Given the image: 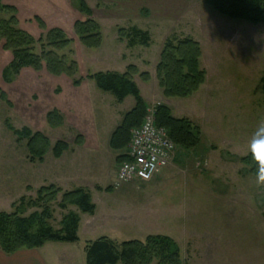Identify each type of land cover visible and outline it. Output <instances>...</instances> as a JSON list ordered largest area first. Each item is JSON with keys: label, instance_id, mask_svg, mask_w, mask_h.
Listing matches in <instances>:
<instances>
[{"label": "rangeland", "instance_id": "rangeland-1", "mask_svg": "<svg viewBox=\"0 0 264 264\" xmlns=\"http://www.w3.org/2000/svg\"><path fill=\"white\" fill-rule=\"evenodd\" d=\"M68 1L74 9L71 18L61 28L54 27L53 20L43 21L46 30L38 26L36 16L27 12L34 9L30 0L3 1L15 6L18 28L36 41L47 30H63L72 42L60 54L74 60L78 71L74 78L55 77L44 69L36 72L30 68L18 75H4L12 53L0 51V213L17 210L28 216L39 212L29 202L36 200L39 188L54 185L60 193L50 204L53 216L49 224L58 230L66 216H79L78 237L84 243L83 250L86 242L101 237L121 244L160 234L178 243L186 264H198V260L203 263L202 236L213 233L227 236L230 264H264V240L257 238L261 236L254 224L255 210L262 216L264 209V177L245 173L247 169L232 158L246 156L257 131L258 135L264 134V129H259L264 122V94L259 90L264 71V25L219 16L203 0H85L103 36L99 48H87L73 29L76 21L86 17L76 8L79 0ZM48 5L40 0L35 8L41 10ZM1 18L8 16L0 14ZM132 26L150 33L149 47L128 48L126 42L118 40L117 30ZM172 35L191 37L202 48L201 65L208 74V83L193 98H165L158 86L155 68L165 40ZM129 65L138 69L134 81L146 100L147 111L164 101L174 117L180 118L177 113L181 112L198 124L203 136L196 150L183 153L176 147L174 161L163 168L169 169L170 177L162 173L156 179L155 175L149 181H134L114 189L112 178L120 165L116 161L119 152L112 151L104 137L100 148L94 150L82 133L90 129L92 119L98 127L106 126V132H114L134 100L129 97L117 103L87 76L125 71ZM145 72L150 75L148 81L139 76ZM74 79H83L80 86L73 85ZM84 97L89 101L85 102ZM53 110L63 116L64 124L59 128L47 125L46 115ZM23 129L43 133L51 146L63 141L67 149L58 159L48 152L42 162L31 163L26 140L14 133ZM209 181L212 185L208 191L192 188L209 186ZM224 186L238 190L236 195L218 197L212 193ZM108 187L111 191L105 192ZM77 188L89 192L97 206L96 218L80 213L74 206L59 207L62 194ZM237 235L244 239L235 247Z\"/></svg>", "mask_w": 264, "mask_h": 264}, {"label": "trees", "instance_id": "trees-1", "mask_svg": "<svg viewBox=\"0 0 264 264\" xmlns=\"http://www.w3.org/2000/svg\"><path fill=\"white\" fill-rule=\"evenodd\" d=\"M3 1L5 0H0V14L7 15L8 18L0 19V51L12 53V61L5 69L4 75L7 73L18 75L21 70L30 68L36 72L44 69L55 77L64 75L74 78L78 71L77 63L60 54L72 42L65 32L53 28L47 30L44 37L36 41L27 32L18 28L15 6L4 4ZM203 3L219 16L229 20L246 22L254 26L264 25V0H203ZM76 8L86 19L74 23L75 35L83 46L99 48L103 36L99 25L92 19L91 9L85 0H79ZM35 21L41 29L46 30L41 18L35 17ZM117 36L120 42H126L128 48L149 47L151 44L150 33L135 26L119 28ZM201 58V46L191 37L172 35L165 40L155 68V77L165 98L185 99L199 91L206 80V73L200 68ZM136 74H138L136 66L129 65L121 73L107 71L87 76V79L94 81L98 90L112 95L117 103L121 104L128 97L134 100L133 108L123 115L120 125L109 140V148L119 152L116 161L120 164L128 161V154L125 151L131 140V131L141 125L148 109L134 81ZM139 76L143 81L150 79L146 72L140 73ZM82 80L74 79L73 85L80 86ZM259 90L264 94V71ZM46 122L51 128H59L63 126L64 119L57 110H53L46 115ZM155 123L166 130L177 149H194L201 142V129L188 118H175L166 105L159 104L155 107ZM14 133L18 139L26 140L31 163L42 162L48 152L58 159L67 149V144L63 141L51 146L49 138L41 132L23 129ZM259 136L264 137V134ZM81 143L79 137L77 144ZM252 150L255 151V146ZM239 162L247 169L245 173L264 177V155L257 153L254 159L250 151L241 157ZM111 189L108 187L104 191L110 192ZM59 193L60 190L54 185L39 188L36 200L30 201L29 204L40 210L28 216H23L17 210L13 213H0V251L11 255L23 249H39L47 243H77L79 216L69 214L62 220L58 230L49 224L53 216L50 204L56 201ZM68 206H74L80 213L88 215H93L96 209L89 192L82 188L62 194L59 207L66 209ZM261 214L264 218V209ZM84 253L86 264H186L178 243L171 237L160 234L148 235L144 240L124 241L121 244L101 237L86 242Z\"/></svg>", "mask_w": 264, "mask_h": 264}, {"label": "crops", "instance_id": "crops-1", "mask_svg": "<svg viewBox=\"0 0 264 264\" xmlns=\"http://www.w3.org/2000/svg\"><path fill=\"white\" fill-rule=\"evenodd\" d=\"M18 1L19 0H16V2H18ZM45 2L49 3V5L46 8L44 7L41 10H36L35 7L40 4V0H32V1L30 0V4H31V6H33L34 9L32 11L28 10L27 12L29 13V15L36 16V17L43 19L44 22L45 21L48 22L49 20H53L54 22L52 25L54 27L61 28L62 24H65L66 21H68L71 18L70 14L73 13L72 11L74 9L71 5V1L67 2V0H62L61 2L58 3L56 0H45ZM16 7L20 11V7L19 6H16ZM23 8H25V7H23ZM37 11H40V12H37ZM200 68L202 70H204L202 68V65H201V60H200ZM112 72H115V71H112ZM121 72H124V71H120V73ZM205 73H206L205 83L200 87L199 91L197 93H195L193 96H196L197 94H199V92L204 87H206V85L208 83V74L206 71H205ZM95 94L97 95V93H95ZM193 96H191V97L193 98ZM191 97H189V98H191ZM83 99L85 102L89 101L86 97H84ZM126 99L124 100V102L126 101ZM162 104L167 106V104L164 101L162 102ZM133 106H134V104L132 105L131 108H128V111L131 110L133 108ZM100 108L102 109L103 107H100ZM170 110L172 113L171 108H170ZM125 113L126 112H124V114ZM172 115L174 116L173 113H172ZM177 115H179L180 118H188L194 124H196L192 119L189 118V116L183 117L181 112H178ZM196 125L201 129V127L198 124H196ZM106 128L107 127L103 126V125L98 127L96 124H94V120L92 119V126L90 127V129H86V133H82L85 136V139L87 140V142L89 144H91L90 147L93 148L94 150L100 148V146H99L100 140L103 137L105 139L104 143L109 144V139H110V136H111L113 131L109 130L108 132H106ZM201 134L203 136L202 129H201ZM202 136H201V142H202ZM201 142H200L199 146L201 145ZM198 147H196V148H198ZM196 148H194V149L196 150ZM194 149L182 150V152L187 153V152H190ZM99 151H101V150H99ZM175 157L176 156L173 157V159H172L173 161H174ZM232 158H235L236 160L239 161V159L241 157L238 158V157H235V155H234ZM101 163H98V165L101 166ZM163 170H165V169H163ZM163 170H161L162 172L159 171L158 174H156V176L154 177V179L158 178L159 175H161L162 173H163V176L170 177V172L168 171L169 169L165 170V171H163ZM101 173L102 172H100V175H102ZM108 177H109V174H108ZM110 178H111V175H110ZM101 179H102V177H101ZM112 179L114 182V180H115L114 175H113ZM102 181H103V179H102ZM141 182H143V181H141ZM209 183H210L209 186L206 185L205 187L202 186V187H192V188L197 190V191H200V190L208 191L210 185H212L211 184L212 181H209ZM192 188L190 190H192ZM231 188L224 186V187L218 189V187H217V189H214V192H212V193H214V195H217L218 197L225 196V195L230 194V193H232V194L234 193L236 195V191H238V190L234 191V189L231 190ZM237 205H241V206L245 207V205L243 203H238ZM96 210H97V206L95 209V213L93 215H91L92 218H96V216H97ZM255 214L257 216L255 221H254V224H256L255 225V231L262 237L261 238V237L257 236V238L264 240V218L256 210H255ZM93 224H94V221H93ZM80 225H81V223H80ZM80 231H81V226L79 228V235H80ZM249 237H251V236H249ZM202 238H204V243H205L204 253H203V263H201V261L198 260V264H230L229 261L227 260V257L229 256V254L227 253L228 245H226V241H228L227 236H223V235L219 236V234L217 235V234L210 233V234L203 235ZM242 239H244L243 236H241V237H239L238 235L236 236V246L235 247H237V243ZM83 245H84V243L81 241V239H79V241L77 243H74V244L47 243L39 249H33V250L23 249V250L17 251L14 254H11V255H6L2 251H0V264H86V258H85V253L83 250ZM227 254H228V256H227ZM181 255H182V253H181ZM195 264H197V263H195Z\"/></svg>", "mask_w": 264, "mask_h": 264}, {"label": "built area", "instance_id": "built-area-1", "mask_svg": "<svg viewBox=\"0 0 264 264\" xmlns=\"http://www.w3.org/2000/svg\"><path fill=\"white\" fill-rule=\"evenodd\" d=\"M175 151L166 130L155 123V109L148 110L141 125L131 131L128 161L119 165L113 188L151 180L172 161Z\"/></svg>", "mask_w": 264, "mask_h": 264}, {"label": "clouds", "instance_id": "clouds-1", "mask_svg": "<svg viewBox=\"0 0 264 264\" xmlns=\"http://www.w3.org/2000/svg\"><path fill=\"white\" fill-rule=\"evenodd\" d=\"M259 129H264V122L261 123ZM258 131L255 134L257 138L253 139L251 143V152L254 159L257 153L264 155V137H260L258 135ZM252 145H255V151L252 150ZM259 170H260V162L258 163V169H257L258 174H259Z\"/></svg>", "mask_w": 264, "mask_h": 264}]
</instances>
